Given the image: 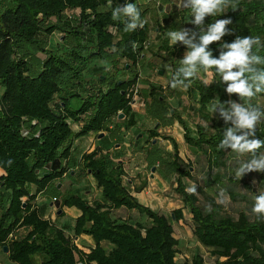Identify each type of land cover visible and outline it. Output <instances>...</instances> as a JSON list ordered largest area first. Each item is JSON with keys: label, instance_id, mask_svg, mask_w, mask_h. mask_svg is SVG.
<instances>
[{"label": "trees", "instance_id": "1", "mask_svg": "<svg viewBox=\"0 0 264 264\" xmlns=\"http://www.w3.org/2000/svg\"><path fill=\"white\" fill-rule=\"evenodd\" d=\"M126 2L137 5L136 0H0V168L6 173L0 177V249L4 252L7 247L9 260L15 264H178L179 242L174 224L184 219L183 210L188 209L192 215L193 235L210 251L214 264H264V218H258L252 209L250 212L240 211L236 217L228 215L212 199L210 209L200 203V195L227 180L222 177L216 181L214 172L228 170L231 157L238 154L219 147L226 128L231 124L226 125L218 110L213 108L216 98L221 103L231 100L245 107L251 104L264 110V92L251 100L239 98L237 94L229 95L225 91L227 84L222 82L215 67L199 68L204 74L210 73L209 83L195 76L190 82L185 81L188 87L178 85L187 89L188 96L198 99L201 122L197 124L196 136L176 111L171 115L184 127L185 142L198 149L206 159V174L200 183L191 172L192 166L181 159L176 141L167 138L171 140L174 152L166 166L177 176L176 191L183 198L182 209L168 216L142 205L132 195L122 165L98 152L84 155L83 162L85 172L95 178L102 190L103 200L90 204L82 196L69 193L61 203L62 208L76 207L82 212L76 220L74 233L76 237L88 235L93 238L96 246L89 254L80 251L63 229L32 209L31 201L35 196L30 193V186H36L39 192L44 191L51 182L64 177L68 168L63 161L70 157L72 142L76 138L109 132L113 118H119L122 113L125 121L134 114L131 103L138 75L133 79L116 80L94 94L84 96L78 92L82 88L87 92L85 88L89 83L85 74L95 61L114 64L125 61L123 69L131 71L127 66L137 67L142 59L139 53L150 39V29L144 22L147 13L137 6L142 26L134 31L125 30L127 18L123 15L119 19L112 17L113 8ZM77 9L82 13L80 27L87 26L88 35L79 27L74 30L65 23L68 22L66 12ZM229 17L232 24L227 28L231 34L208 46L213 58H219L221 44H231L237 36H259L264 44V0H228L223 11L206 16L201 27L206 31L209 24ZM193 19L192 9L184 7V28L197 33L194 42L198 43L199 33L203 34V31L192 24ZM66 28L70 29L67 32L71 38L68 40L72 42L68 47L70 50L46 52V58L41 60V68L36 72L28 60L19 56L30 47L40 49L41 35L66 32ZM111 28H116V34ZM161 30L158 26L155 31ZM76 40L88 44L77 46L73 43ZM164 49L172 55L189 50L184 44L170 47L168 42ZM253 52L264 57V48L257 50L254 46ZM257 67L264 69V64ZM176 71L172 73L170 86ZM97 80L105 83L107 78L100 74ZM150 96H155L156 107H161L166 116L174 110L165 107L166 99L157 95L156 88L151 90ZM73 98L82 100L77 110L71 108ZM72 123L82 124L76 134ZM133 124L132 121L126 129ZM23 129L29 130L27 137L23 136ZM256 136L264 140V120L257 125ZM156 137L157 131L152 130L150 138ZM257 151L264 152V147ZM250 158L251 154L247 153V160ZM8 161H11L10 165ZM258 176L261 190L254 197L264 192V172H258ZM185 178L196 182L195 193L187 191L183 183ZM228 179L233 185L239 182L233 176ZM146 186L147 183L143 182L135 192H142ZM230 196L233 200L239 198L232 192ZM24 198H28L27 201H23ZM240 198L248 202L245 196ZM122 208L138 212L149 221L148 225L119 220L115 212ZM21 228L27 232L11 239V235ZM186 264L206 262L198 254Z\"/></svg>", "mask_w": 264, "mask_h": 264}, {"label": "rangeland", "instance_id": "2", "mask_svg": "<svg viewBox=\"0 0 264 264\" xmlns=\"http://www.w3.org/2000/svg\"><path fill=\"white\" fill-rule=\"evenodd\" d=\"M145 2L146 3H144V0L140 1V3H142L141 7L145 9V13H147L145 14L144 22L150 29V39L145 42L144 50L139 53L142 54V59H144H140L137 67H129L131 71H125L123 69L125 61L115 63L117 64V67H114L115 64L112 62H105L100 60L96 61L99 66H95V62L91 64V66L93 65L92 68H96L94 73L90 70L85 74V79L88 80L87 82L89 83L85 88L87 89V92L84 90V88H82L78 92L84 96H86L87 94H94L98 90H100L101 87H109L110 85H112L111 83L116 80L133 79L135 78V75H138L137 84L135 85V87H133L135 91H138V99L140 96L146 99L147 92H144V90L148 91L156 88L157 95H163L166 101L174 98L172 106H176L177 100L182 101V105L185 106L188 111L184 112L182 109L177 110L176 108L175 111L177 115L178 113L183 115L184 119L189 125V129L195 136L196 125L201 122L198 114V102H196L198 99L195 96H188L187 89L184 87L177 86L173 88L169 85L173 71L178 70L180 67H182L181 60L183 59L186 52L182 54L172 55L164 49L166 42H168L170 47H180L183 45L180 42L174 44L171 41L170 36L168 35L172 31H177L181 28H184V24L182 21L184 13L183 0H145ZM139 9L141 10L140 7ZM81 14L82 13L80 9L67 11L65 17L67 18L68 22L65 23L71 25L74 30H77V27H79V29L83 33L88 35L89 28L85 25L82 28L80 27L79 19L81 18ZM158 26L161 27V31H155L157 30ZM66 30V32L55 31L50 36L46 34L41 35L39 38L41 47L40 49L33 46L25 50V54L21 52L19 56L22 55L21 57L28 60L32 69H40L42 61L39 59V56L42 57L43 60L44 58H46V52H62L63 49H66L65 51L70 50L68 47L72 46V42L69 41L71 38H69L70 35L67 33L70 29L66 28ZM111 31L112 33L116 34V28H111ZM90 40L91 39H88V41ZM73 43L79 46L84 45V43L86 44L87 42L76 40ZM87 47H89V45H87ZM137 48L139 47L137 46ZM102 63H108V65L100 66ZM107 67L110 68L108 69ZM99 69H101V71H98ZM160 71H163L162 75L159 74ZM92 73L95 77V80L91 81V79L89 78L92 77ZM100 74H103V76L107 78L105 83H101L97 80ZM196 76L203 79L207 83L210 82V73L204 74L199 70ZM1 94L2 88H0V95ZM152 98H155V96ZM81 104L82 100L80 98H73L71 100V108L74 110L79 109L81 107ZM169 107L171 109L173 108L171 106ZM87 117L88 115L85 116V119ZM143 119L145 120L147 118L143 117ZM118 123H121V120L115 117L113 118V122L110 124V126L116 125ZM146 123L147 125L139 128L138 132H136L134 136L137 135V133H140V140H142V137L146 135H149L150 137V132H146V129L154 128V130L156 131H161L159 132V134L162 137L165 138L166 136H168L175 139L178 143L179 153L181 157L184 159V161H186V165L192 166L191 169L193 174L197 178L198 182L202 183V179L206 174V159L203 155L198 154L197 152L194 153L195 149L190 148L188 145H186L184 137L185 131L183 127L180 124L175 123V125L169 127L168 131L165 132L162 130V125H158L155 129L154 122H152V120ZM79 125L81 126L82 124L79 123ZM72 127L75 128L76 125L72 123ZM158 141L160 142V148L162 152L174 151L171 142L163 140L162 138ZM231 159L232 162L230 163L228 170L222 172L223 176L227 177V180L224 181L221 185L214 186L212 190H207L206 194L200 195V203L202 207L209 208L210 199H212L216 202V204L222 207L223 213L236 217L237 213L240 211L250 212L255 202L254 194L261 189L259 187L258 172L245 173L241 177H238L236 175V170L239 167V162L242 160H247V153L242 155L238 153L234 155V157H231ZM152 175H154V177H152ZM83 176H85V178L89 176V174L85 172L84 166L82 170V177ZM231 176L236 177L239 182L235 185L231 184L230 180L228 179V177ZM144 177L149 183L148 188L144 191L145 203H147V205L152 208V210L170 216L173 212V209L183 206L179 195L175 192L177 186L175 185L174 180H165L161 175L158 174L156 169L154 173L151 172L150 169H148ZM125 181L127 182V179H125ZM185 183L187 184V186H191V183H189L188 180H185ZM86 185V189L82 190V193L80 194V196H82L83 198H85V195L88 194L85 192L90 190V188L92 190V187H90V182H87ZM221 189L225 191L227 197L229 198L224 204L218 202V197ZM230 192H232L239 198L233 200L230 196ZM240 196H245L248 202L242 201ZM185 210L186 220L181 223L182 226L174 224L175 236L180 240L177 247L178 256L176 258V262L178 264H186V262L191 261L195 255L199 254L204 257L206 264H214L215 259L211 256L210 251L202 246L194 237L193 225L190 221L191 217L188 214V209ZM116 216L120 219H125V221L128 222H140L144 225H148L149 223V221L139 213L128 211L125 209L117 211ZM62 222L65 225H72L69 219H64ZM180 228L184 229V231L180 232ZM222 261H224V259H222ZM0 264L15 263L11 262L8 259L7 255L0 250Z\"/></svg>", "mask_w": 264, "mask_h": 264}, {"label": "clouds", "instance_id": "3", "mask_svg": "<svg viewBox=\"0 0 264 264\" xmlns=\"http://www.w3.org/2000/svg\"><path fill=\"white\" fill-rule=\"evenodd\" d=\"M227 3L228 0H183V6L192 9L194 15L192 24L198 26L200 32L203 31L201 26L204 25L205 17L222 12ZM121 15L127 18L126 31H134L138 26H142L140 10L135 3L126 2L123 6L113 8V19H119ZM230 24H232L230 17L209 24L203 34L199 33L198 43L194 42L197 40V33L192 29L181 28L168 34L174 44L180 42L189 49L181 60L182 67L173 76L171 81L173 88L178 85L188 87L185 81L190 82L200 67L206 70L215 67L222 77V82L227 84L225 91L229 95L237 94L239 98L251 100L258 93L264 92V69L257 67L264 64V57L253 52L254 46L257 50L264 48L259 36H237L235 42L231 44L224 42L220 45L218 59L213 58L212 52L208 50L210 44L219 42L222 37L231 34L227 28ZM135 47L136 44L133 42V48ZM213 108L218 110L219 117L226 125L231 124L226 128L219 147L231 149L241 155L251 154L250 159L239 162L236 175L241 177L245 173L264 172V152L257 151L264 147V140L256 136L257 125L264 120V110L251 104L245 107L231 100L221 103L219 98H216ZM8 163L10 165L11 161ZM187 191L195 193L196 188L189 187ZM228 199L225 191L221 189L218 202L224 204ZM254 200L252 213L258 218H264V192L256 195Z\"/></svg>", "mask_w": 264, "mask_h": 264}, {"label": "crops", "instance_id": "4", "mask_svg": "<svg viewBox=\"0 0 264 264\" xmlns=\"http://www.w3.org/2000/svg\"><path fill=\"white\" fill-rule=\"evenodd\" d=\"M136 1H137L136 2L137 6L141 8V11L145 12L146 10L141 7L142 3H140V1L142 0H136ZM144 3H146L145 0H144ZM39 59L42 60V57L39 56ZM105 65H108V63H102L100 66H105ZM92 66H91V71L94 73L96 68H92ZM95 66H99V64L96 63ZM107 68L109 69L110 67H107ZM32 70L37 71L38 68L32 69ZM93 73H92V77L89 78L91 79V81L95 79ZM144 92H147L146 99H144L142 96L139 97L136 105L132 107V111L134 113L132 117L126 118L125 121H124L125 117H123L122 119H120L121 123L110 126L111 131L109 132H101L99 134L91 133L88 136L76 138L72 142V149H71L70 157L63 161V165L67 166L68 168L63 178H61L60 180L51 182L44 191L39 192L36 186H30L29 188L30 193L35 196L34 200L31 201L32 209L38 211L45 219L50 220L58 228L63 229L66 232V234L73 239L77 248L86 254H89L91 250L95 248L96 244L91 236H88V235H81L78 237L75 236L74 226H75L77 218L81 216L82 212L76 207H71V208L61 207L62 198L65 195L69 193L80 195L82 193V190L86 189L87 182H90V187H92V190L90 188V190L85 192L88 194L85 195L84 199H86L90 204H92L93 202H99L103 200L102 190L98 188L95 178L92 175L91 177L90 174L86 178L85 176L82 177V170L84 166V162H83L84 155H89L93 152H98L99 155L108 156L116 164H121L126 173V176L124 177V179H127L132 195H134L138 200H140L142 203L140 201L139 202L146 207H149V206L147 205V203H145L144 191L148 188L149 183L146 181L144 176H145V173H147L148 169H150V171L153 173L156 169L158 174L161 175L165 180L172 179L174 180V183L177 186L176 174H173L172 172H170V170L166 166V161L169 159L172 160L171 155L173 154L174 151L173 152L171 151L162 152L160 148V142L158 141V140H161L162 138L163 140L171 142V140H168L167 138H170V139H173V138L168 137V136H166L165 138L162 137L159 134V132H161L159 130L157 131L158 137L154 139H151L149 135H146L142 137V140H140L139 139V137L141 136L140 133H137V135L135 136L134 134L138 132L139 128L147 125L146 122L151 121V120L152 122H154L155 129L158 125H162L163 126L162 130L167 132L169 127L175 125V123L180 124L178 120L173 119L171 117V115L175 112V110L182 109L184 112H186L188 111V109L182 105V101L180 100H177L176 106H172L173 105L172 102H174L173 101L174 98H171L169 101L165 102V107L168 109H171L169 107L171 106L173 107L172 109L174 110L171 111L170 115L166 116L164 110H162L161 107H156L154 99L150 96L151 90H148V91L144 90ZM199 107L200 106L198 103V109ZM143 117H146L147 119L144 120ZM178 117L181 120H183L185 124L187 125V127L189 128V125L184 119L183 115L178 113ZM132 121L134 122L133 126H131L127 130L126 126ZM73 124L76 125L75 128L73 127L74 134H76L79 132L82 125L80 126L79 124H75V123ZM114 126L116 127L115 129H113ZM152 130H154V128L153 129L147 128L146 132H151ZM196 130H197V125H196ZM101 134H104V136L101 137L100 136ZM186 145L188 144L186 143ZM188 146L190 148L195 149L194 153L197 152L198 154L202 155V153L198 149L190 145ZM181 159L184 161L182 157ZM191 172H192V169H191ZM214 173H215L214 174L215 176L213 177V179H215L216 181L224 177L223 174L220 172H214ZM5 175L6 173L0 168V177L5 176ZM193 176L195 177L194 174ZM152 177H154V175H152ZM185 180H188V182L191 183L190 187L196 186V182L185 178L183 179V183L186 185L187 189L189 188V186H187V184L185 183ZM143 182L147 183L146 188H144L142 192L136 193L135 192L136 187L141 186ZM59 185H61L60 188H58ZM176 189H175V192L176 194H178ZM179 197L182 201L183 206L173 209V211L182 209L184 207L183 198L181 195H179ZM55 198L57 199L56 201H54ZM27 199L28 198H24L23 201H27ZM187 211L191 217L190 221L192 223V215L189 213V210ZM116 212H115V215H116ZM185 212L186 210L184 209L183 210L184 219L175 223L176 225L178 224L179 226H182L181 223L186 220ZM64 219L66 220L69 219L72 225L71 226H69L68 224L65 225L62 222ZM119 220L125 221V219H120V218ZM174 228H175V225H174ZM181 231H184V229L180 228V232ZM26 232H27V229L21 228L16 231L15 235L17 237H20ZM176 239L178 240V242H180L178 237H176ZM4 253L8 257V254L6 252ZM177 256H178V253L176 255V258Z\"/></svg>", "mask_w": 264, "mask_h": 264}, {"label": "built area", "instance_id": "5", "mask_svg": "<svg viewBox=\"0 0 264 264\" xmlns=\"http://www.w3.org/2000/svg\"><path fill=\"white\" fill-rule=\"evenodd\" d=\"M137 100H138V91L137 90L136 91L134 90L133 101L131 103V106L132 107L136 105ZM22 134H23L24 137H27L30 134V132H29L28 129H23ZM56 200L57 199L55 198L54 201H56ZM10 238L11 239H17L16 235H14V234H12Z\"/></svg>", "mask_w": 264, "mask_h": 264}, {"label": "water", "instance_id": "6", "mask_svg": "<svg viewBox=\"0 0 264 264\" xmlns=\"http://www.w3.org/2000/svg\"><path fill=\"white\" fill-rule=\"evenodd\" d=\"M127 69H129V66H127ZM159 74L162 75V74H163V71H160ZM123 117H124V115L121 113L120 116H119V119H122ZM100 136L103 137L104 134H101ZM60 186H61V185H59L58 188H60ZM24 207H25V206H24ZM60 213H61V212H60ZM4 252H6V253L8 252V248H7V247L4 248Z\"/></svg>", "mask_w": 264, "mask_h": 264}]
</instances>
